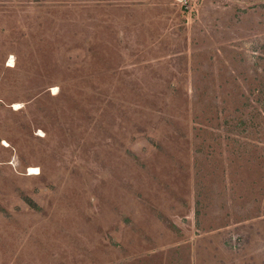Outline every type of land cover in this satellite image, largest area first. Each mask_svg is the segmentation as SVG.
Here are the masks:
<instances>
[{
  "label": "rangeland",
  "instance_id": "374dc122",
  "mask_svg": "<svg viewBox=\"0 0 264 264\" xmlns=\"http://www.w3.org/2000/svg\"><path fill=\"white\" fill-rule=\"evenodd\" d=\"M0 264H264V0H0Z\"/></svg>",
  "mask_w": 264,
  "mask_h": 264
}]
</instances>
